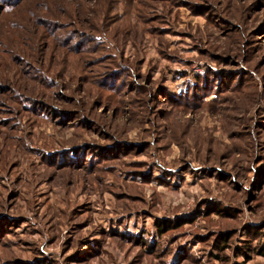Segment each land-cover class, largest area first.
Listing matches in <instances>:
<instances>
[{"label":"rangeland","instance_id":"1","mask_svg":"<svg viewBox=\"0 0 264 264\" xmlns=\"http://www.w3.org/2000/svg\"><path fill=\"white\" fill-rule=\"evenodd\" d=\"M0 264H264V0H0Z\"/></svg>","mask_w":264,"mask_h":264},{"label":"trees","instance_id":"2","mask_svg":"<svg viewBox=\"0 0 264 264\" xmlns=\"http://www.w3.org/2000/svg\"><path fill=\"white\" fill-rule=\"evenodd\" d=\"M169 227H170V226H168V225L160 224V225H159V231H165V230H167ZM224 239H226V238L224 237ZM261 253H263V251H262Z\"/></svg>","mask_w":264,"mask_h":264}]
</instances>
